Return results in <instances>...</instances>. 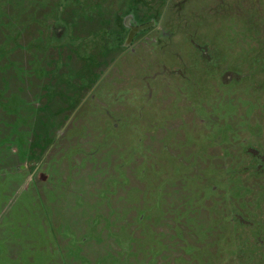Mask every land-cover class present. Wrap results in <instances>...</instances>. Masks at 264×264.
Returning a JSON list of instances; mask_svg holds the SVG:
<instances>
[{
	"label": "rangeland",
	"instance_id": "rangeland-1",
	"mask_svg": "<svg viewBox=\"0 0 264 264\" xmlns=\"http://www.w3.org/2000/svg\"><path fill=\"white\" fill-rule=\"evenodd\" d=\"M254 151L264 0H0V264H264Z\"/></svg>",
	"mask_w": 264,
	"mask_h": 264
},
{
	"label": "flooded vegetation",
	"instance_id": "flooded-vegetation-1",
	"mask_svg": "<svg viewBox=\"0 0 264 264\" xmlns=\"http://www.w3.org/2000/svg\"><path fill=\"white\" fill-rule=\"evenodd\" d=\"M165 11L163 12V14L161 15V17H160V19L158 21H156L154 18H151L150 21L143 22V21L137 20L135 18V15L132 14V13L126 15V18H124V21L122 22V25L124 26V29L127 30V32H126V35H125V38H124L123 42L120 45L121 48H122V50H121L118 58L114 61V63H116L117 61H119V59L122 56L130 53L131 51H134L136 44L138 42H140L142 40L143 36H144V35H141L142 32L154 31L155 29H157V30L161 31L162 34L167 33V30L165 29V26L163 25V17L165 16ZM144 25H148V26L146 28L141 29V30H138V31H136L135 33L132 34L133 28L140 27V26H144ZM54 27H53V29H54ZM60 32H61V28H58L57 30L53 31V33L55 34V36H59ZM121 35L122 34L115 35V36H116V38L117 37L120 38ZM129 37H130V39H129ZM113 45L115 46V45H117V43L116 42H113ZM162 64H164V63H161V65ZM164 66H165V64H164ZM164 66L161 68L162 71L163 70H166L167 71V69ZM178 70L175 69L172 72H179ZM106 73L104 74V76L106 75ZM160 74H161V72H159V71L150 72V70H148V72H146L145 75L143 76V79H144L145 84H146V93L145 94H147V93H149V94H148V97L146 96L147 99L144 98V95L145 94L143 95V93H142L140 95V97H142V99L144 98L143 99L144 101H143L142 104H140L137 101L140 98H138L137 95L136 96L133 95V90L134 89L130 90L131 91V92H129V94H131V100H130L131 102H130V104H131L132 107H135V108L141 107L142 109L147 107V103H149L151 101V99H152V97L154 95V91H155V89L153 88L154 85H152V84L154 83V81H156L158 78H160ZM149 76L152 77V82L151 83L149 81H146V78L147 77L149 78ZM103 77L100 78L98 80V82H96L95 86L92 87L91 91L85 96V98L83 100V103L85 101H88L87 103L94 102V98L99 97V90H100V88L98 89V87L100 86V83H101ZM142 105H144V106L142 107ZM104 110L106 111V116L103 119L100 118L99 119V123H100V127L105 131V135L107 134V137H109V138H115V139H117L118 137L119 138L124 137V135L122 134V132L124 130H121L120 129V125H119L120 119L119 120L118 119H115L112 116V114L109 112V110H106V109H104ZM112 120L113 121H116L117 123L114 125L113 124L114 122L112 123ZM102 129H101V131L103 132ZM132 145L135 146L137 144L134 141L133 142L131 141V145H128V146H132ZM255 153L256 154H259V155H257L258 156L257 157L258 159H259V157H261L262 159H264V153H262V151L259 152V153L258 152H255ZM257 166H259V167H256V170H257V172L260 173L261 172V169L263 167V163H259V164H257Z\"/></svg>",
	"mask_w": 264,
	"mask_h": 264
},
{
	"label": "water",
	"instance_id": "water-1",
	"mask_svg": "<svg viewBox=\"0 0 264 264\" xmlns=\"http://www.w3.org/2000/svg\"><path fill=\"white\" fill-rule=\"evenodd\" d=\"M147 26H148V25H144V26H140V27H135V28H133V32H132V34L135 33V32L138 31V30H141V29L146 28ZM129 39H130V37H129Z\"/></svg>",
	"mask_w": 264,
	"mask_h": 264
}]
</instances>
